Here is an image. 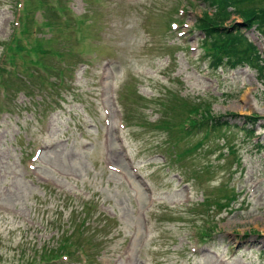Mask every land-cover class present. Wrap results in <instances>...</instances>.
<instances>
[{
  "label": "rangeland",
  "instance_id": "rangeland-1",
  "mask_svg": "<svg viewBox=\"0 0 264 264\" xmlns=\"http://www.w3.org/2000/svg\"><path fill=\"white\" fill-rule=\"evenodd\" d=\"M180 1L126 4L100 0L105 4H98L101 12H93L86 32L106 53L100 56L81 52L84 44L79 46L74 39L84 34L80 24L54 22L53 40L41 45L51 50L44 56L46 62L54 65V52L63 46L60 40L77 47L76 61L80 56L81 61L90 58L94 62L91 67L79 66L80 62L73 66L64 99L45 117L46 134L36 132L39 108L24 96L12 103V114L0 121V205L6 214H0V264L28 261V256L39 255L44 248H55L47 251L52 255L87 253L80 244L66 247V242L59 247L63 230L52 228L56 217L63 224L68 218L67 223L72 221L75 228L92 229L100 255L105 252V264H221V258L226 259L224 264H264V148L259 145L264 142L260 128L264 121L251 133L260 136L257 139L236 127L226 132L225 139L223 132L210 137L204 132L189 136L181 131L188 110L196 106L209 105L214 114L256 113L264 118V82L254 67L216 68L206 62L203 31L188 28L183 37H173L168 24ZM185 1L196 9L187 16L190 25L206 8L213 9L206 0H199V5ZM15 4L16 0H0V40L12 32ZM40 4L41 0H28L24 14L28 21L34 17L39 32H50L46 21L33 12ZM93 4L92 0H75L74 14L82 15ZM249 32L264 54V38L255 29ZM189 45L198 48L189 50ZM103 74L105 79L100 80ZM36 82L23 85L41 87ZM104 101L113 111L115 127L108 146L101 137L106 130L101 110ZM161 103L164 112L158 118ZM121 110L128 116L129 129L117 128ZM29 129L35 132L33 140ZM30 140L54 145L37 162L39 176L26 172L25 165L23 172L22 159L29 154ZM227 145L234 149L229 158L221 156L229 152ZM165 155L172 156L171 168H167ZM106 158L127 172L129 181L109 171ZM225 160H240L241 167L245 166L242 175H235L244 196L220 211L215 204L223 201V186L232 179L229 170H223ZM257 181L261 183L248 193ZM48 183L53 186H45ZM87 199L95 200L99 211L117 215V220H106L105 214L93 210L94 228L83 225L81 220L88 216L84 209L74 213V205L83 206ZM206 219L213 224L212 237L204 238L199 254L193 255L191 225L201 227ZM66 231L65 237L77 240ZM248 231L252 233L243 236ZM197 235L203 237L201 230ZM128 240L132 248L124 254ZM88 250L91 253L90 245Z\"/></svg>",
  "mask_w": 264,
  "mask_h": 264
},
{
  "label": "trees",
  "instance_id": "trees-1",
  "mask_svg": "<svg viewBox=\"0 0 264 264\" xmlns=\"http://www.w3.org/2000/svg\"><path fill=\"white\" fill-rule=\"evenodd\" d=\"M229 4L231 3L228 0H221L218 2V14L221 16L222 21L226 20L228 17L230 18L232 14V11L228 9ZM213 25L214 26L210 28L211 33H215L218 36L225 35V32L219 26L218 21H213Z\"/></svg>",
  "mask_w": 264,
  "mask_h": 264
}]
</instances>
